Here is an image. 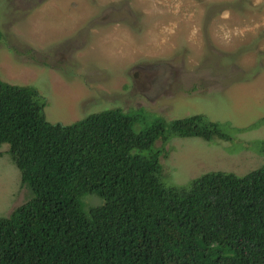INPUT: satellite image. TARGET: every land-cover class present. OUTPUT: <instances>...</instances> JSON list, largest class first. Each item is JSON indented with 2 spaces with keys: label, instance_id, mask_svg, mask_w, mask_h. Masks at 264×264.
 I'll use <instances>...</instances> for the list:
<instances>
[{
  "label": "trees",
  "instance_id": "trees-1",
  "mask_svg": "<svg viewBox=\"0 0 264 264\" xmlns=\"http://www.w3.org/2000/svg\"><path fill=\"white\" fill-rule=\"evenodd\" d=\"M46 104L35 86L0 75V156L29 191L0 216V264H264V164L177 184L161 160L175 138L233 141L264 118L239 128L113 107L62 124L46 119ZM254 145L264 155V140Z\"/></svg>",
  "mask_w": 264,
  "mask_h": 264
},
{
  "label": "rangeland",
  "instance_id": "rangeland-1",
  "mask_svg": "<svg viewBox=\"0 0 264 264\" xmlns=\"http://www.w3.org/2000/svg\"><path fill=\"white\" fill-rule=\"evenodd\" d=\"M0 27V75L35 86L51 123L113 107L239 128L264 118V0H0ZM259 139L264 124L233 141L175 138L164 172L177 184L244 175L264 164ZM20 179L0 156V216L29 197Z\"/></svg>",
  "mask_w": 264,
  "mask_h": 264
}]
</instances>
